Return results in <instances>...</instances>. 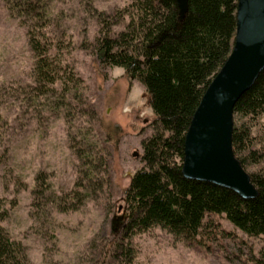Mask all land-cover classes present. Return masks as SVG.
Segmentation results:
<instances>
[{"label":"trees","instance_id":"obj_1","mask_svg":"<svg viewBox=\"0 0 264 264\" xmlns=\"http://www.w3.org/2000/svg\"><path fill=\"white\" fill-rule=\"evenodd\" d=\"M1 2L24 26L33 57L32 88L56 94V106L66 107L67 96H77L81 78L51 51L52 41L45 32L50 0ZM235 3L187 0L181 18L175 0H129L113 16L97 12V62L119 66L128 78L136 79L153 113L152 130L140 140L142 164L132 171L123 189L121 227L104 239L98 264H131L136 252L131 236L153 226L192 241L210 213H222L233 226L264 241V67L232 109V150L257 194L241 198L230 189L187 179L180 172L183 135L191 114L232 44ZM124 15L127 18L122 26L111 30L114 21ZM56 82L58 89L54 87ZM80 110L94 119L92 107ZM91 130L86 127L67 132L76 160L71 188L55 192L43 172L35 174L31 189L34 209L48 202L57 211L75 210L101 189L107 174V138L103 135L100 144ZM253 260L264 264L263 248ZM0 264H30L22 242L11 237L1 224Z\"/></svg>","mask_w":264,"mask_h":264},{"label":"rangeland","instance_id":"obj_2","mask_svg":"<svg viewBox=\"0 0 264 264\" xmlns=\"http://www.w3.org/2000/svg\"><path fill=\"white\" fill-rule=\"evenodd\" d=\"M128 2L50 0L45 32L51 51L81 78L77 96H67V106L58 107L56 94L32 88L33 57L24 26L0 0V224L22 242L30 264H98L104 239L121 227L123 189L142 164L140 140L152 130L153 113L136 79L119 66L97 62L94 39L97 12L113 16ZM126 18L114 21L111 30L117 31ZM86 106L94 109L93 120L80 112ZM86 127L100 144L103 135L107 138L101 189L75 210L57 211L48 202L34 209L31 189L37 172L44 173L55 192L72 187L76 160L67 132ZM130 239L136 250L131 264H255L253 258L264 249L259 235L244 233L222 213L206 215L192 241L159 226Z\"/></svg>","mask_w":264,"mask_h":264},{"label":"water","instance_id":"obj_3","mask_svg":"<svg viewBox=\"0 0 264 264\" xmlns=\"http://www.w3.org/2000/svg\"><path fill=\"white\" fill-rule=\"evenodd\" d=\"M175 4L183 17L187 0ZM263 67L264 0H236L230 50L205 86L183 135V177L230 189L241 198L257 194L232 150V109Z\"/></svg>","mask_w":264,"mask_h":264}]
</instances>
